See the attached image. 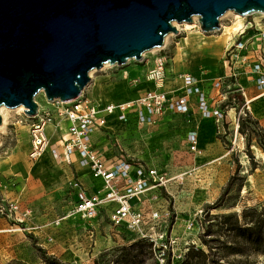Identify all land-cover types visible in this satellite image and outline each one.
Returning a JSON list of instances; mask_svg holds the SVG:
<instances>
[{"label":"rangeland","instance_id":"obj_1","mask_svg":"<svg viewBox=\"0 0 264 264\" xmlns=\"http://www.w3.org/2000/svg\"><path fill=\"white\" fill-rule=\"evenodd\" d=\"M256 16L258 14L254 13L244 16L242 24ZM234 20L231 14L220 18L221 28L213 32H203L197 22L192 29L180 23L178 34H167L165 44L156 50L145 51L141 60L129 59L120 66L107 64L94 69L83 90L84 96L96 101L98 98L94 89L99 83L106 87L114 82L122 83L123 89L130 93L137 85L149 80V71L155 67V59L166 56L164 86L176 89L181 83L179 75L188 72L197 85L208 87L210 104L225 108L223 129L214 131L213 142L204 146V156L194 158L186 148V132L180 135L176 131L169 136L167 152L162 148L153 152L159 168L167 169L173 177L178 176L169 181L167 188L158 186L146 191L135 206L144 211L146 223L143 228L152 237L137 238L122 226H112L110 208L101 209L90 222L68 216L73 201L72 184L76 179L73 165L60 161L49 152L34 161L27 160L26 146L22 142L25 138L20 135L21 132L25 135V130L18 127L16 132L12 124L19 111L11 108V111L3 112L5 124L0 130V184L2 176L14 173L6 170L11 157L21 153L28 170L14 174L26 181L25 195L20 204L31 211L24 222V229L14 232L4 231L7 222L0 217V264H49L45 261L46 257H54L63 264H164L167 258L170 264H180L189 246H202L199 233L202 221L203 227L206 226L204 217L208 206L220 204L212 208L210 214L240 213L247 206H264V150L258 145L256 135L248 143L247 134L238 130L240 117H246L245 112L251 120L256 119L264 130V100L259 97V87L246 72H242L236 81L223 78L227 73L223 61L224 46L228 37L239 28H233ZM196 31L202 33L206 43L222 41L212 55L221 64L219 69H213L207 62L195 61L206 55L200 54L189 39ZM183 51L186 52L187 62L179 58ZM194 67L197 74L192 72ZM218 78L224 79V83L216 89L212 83ZM236 92L242 97V102L237 96L228 101L229 93ZM246 96L253 98L250 103ZM35 101L43 109L52 107L42 91L35 96ZM253 105H262L263 112L257 113L252 109ZM0 115L2 118V113ZM162 127L165 132V126ZM250 127L252 124L248 123L246 130ZM160 128L147 133H158ZM139 130L143 133L147 131L145 127L135 129L136 132ZM55 137L50 140L52 144H56ZM107 138L113 142V133H109ZM120 144L124 148L126 142L120 141ZM232 176L233 185L228 193L222 195ZM240 177L244 178L241 185ZM199 182L201 185L198 186ZM99 184L98 180L93 181L95 187ZM2 192L5 196L9 194L6 189L1 190L0 200ZM153 193L156 196H152ZM59 219L61 221L57 224ZM191 221L193 225L189 228L187 224ZM241 259L253 261L254 256L248 254ZM259 259H264V256Z\"/></svg>","mask_w":264,"mask_h":264},{"label":"water","instance_id":"obj_2","mask_svg":"<svg viewBox=\"0 0 264 264\" xmlns=\"http://www.w3.org/2000/svg\"><path fill=\"white\" fill-rule=\"evenodd\" d=\"M228 10L264 13V0H0V107L32 116L40 91L71 101L92 70L139 61L178 34L174 22L196 17L213 32Z\"/></svg>","mask_w":264,"mask_h":264},{"label":"built area","instance_id":"obj_3","mask_svg":"<svg viewBox=\"0 0 264 264\" xmlns=\"http://www.w3.org/2000/svg\"><path fill=\"white\" fill-rule=\"evenodd\" d=\"M254 14L258 16L244 21L227 39L223 51L227 73L223 78L236 81L242 72H246L259 87V97L264 100V13ZM165 62L166 56L155 59V67L149 71V80L157 86L143 91L136 98L102 103L84 96L82 91L71 101L64 102L59 99L51 101L52 107L49 109L41 108L36 102L38 110L32 116L25 114L24 111L18 112V117L12 124L16 132L18 127L26 128L28 160L34 161L49 152L60 161L71 163L74 161V154H77L78 163L88 167L94 176L100 177L103 181L101 190L89 191L76 178L72 184L75 200L68 216L73 215L90 222L97 217L101 209L110 208L109 219L112 226H122L137 238L152 237L143 228L146 223L144 211L135 206L146 191L152 187H166L169 181L178 176H171L167 169L150 167L141 161L129 159L122 151L107 162L93 148L90 133L94 129L104 128L109 116L114 115L118 121L127 122L130 115L134 114L138 124L151 123L155 116L166 111L186 114L193 103L203 117L214 119L218 132L223 129L225 108L211 106L206 92L197 85L191 74L179 75L181 80L179 89L163 87ZM223 83L224 79L218 78L212 84L218 89ZM225 85L230 86L227 83ZM240 88L243 90V87ZM234 98L227 100L233 101ZM53 136H56V144L50 141ZM186 146L193 155L202 154L197 135L193 131L187 135ZM15 185L16 183H13L12 186ZM30 211L21 206L18 198L2 196L0 217L7 222L4 231L23 230ZM60 221L59 219L56 223ZM195 223L198 225V221ZM187 225L190 228L193 222Z\"/></svg>","mask_w":264,"mask_h":264},{"label":"crops","instance_id":"obj_4","mask_svg":"<svg viewBox=\"0 0 264 264\" xmlns=\"http://www.w3.org/2000/svg\"><path fill=\"white\" fill-rule=\"evenodd\" d=\"M196 34L197 33L192 34L189 38L192 41V43L193 40H196L198 38L197 37L198 35ZM214 62L216 63V61ZM194 70L195 67L192 69V72H195V74H197L196 70L195 71ZM156 86H157L156 83L148 80L145 81L144 83L137 85L136 88L131 90L129 93L128 91L123 89L124 86L122 85V83L114 82L107 87L99 83L95 86L94 95L96 98H98L97 101H101L104 103L110 101L119 102V101H125L136 98L138 95H140L143 92V90L154 89L156 88ZM199 86L207 94L208 87L205 88L203 85H199ZM163 87L165 89H169L164 85ZM179 87L180 85H177L176 89H179ZM191 99L194 100V97H192ZM210 105L212 106L214 104H210ZM254 109L257 113L263 112L262 105H255ZM162 126H165L166 128L165 132L163 130L164 127ZM144 127L147 130L146 133H143L140 130L137 132L135 131V129H140ZM212 127L214 128V130ZM23 128L25 130L24 132L25 135H23L22 132L20 135L25 138L22 140V142H24L26 146L27 131L25 127ZM157 128H160V131H158V133H156V131L155 133H147L149 132V130H156ZM173 131H176L180 135H182L183 132H186L185 133L186 138L188 133L192 131L196 133L198 143L202 148V154L198 156L197 155H193V156L194 158H199L204 156L205 154L204 146H209L213 142L214 139L213 135H214V131H216V128H215L214 119L212 117H208V118L203 117L199 112V110L196 108V105L192 103L189 111L186 114L172 113L166 111L161 115L155 116L154 121L151 123L138 124L137 118L135 117L134 114L130 115L129 121L121 123L116 119L114 115H111L108 117L106 126L104 128L94 129L90 133V142L93 148L97 152H99L103 156V158L106 159L107 162L114 159L116 155L120 151H122L129 159L138 160L145 163L147 166L159 168L160 166L157 165L156 163L157 160L156 157H154L153 152L156 150H160L161 148L163 149V151L166 152L169 150L168 140H169V136L173 133ZM109 133H113L114 135L113 142L109 141L107 138V135ZM132 134H134L133 138L129 139V137L132 136ZM17 141H19V139H17ZM120 141L126 142V145H124L125 149L121 146ZM185 143H186V139H185ZM73 160L74 161H72L70 164L73 165L75 169L76 178L82 183V185L89 191L101 190L103 184L102 179L100 177L94 176L88 167L80 165L77 160V154H74ZM6 170H12L14 173H25L28 170V167L26 166L25 162L22 161L21 153H19V155H15L11 157L9 168H7ZM14 173H10L8 175L2 176L3 180L2 183L0 184V192L1 190L6 189V192H9V194L5 196L4 192H2V196L6 198L7 197L18 198L19 200H21V198L23 199V195H25L23 189L25 190L26 188V181L22 179L23 180L22 182V180ZM95 180H98L100 182L98 187H95L93 185V181ZM13 183H16V185L12 186ZM168 185H170V183H168L164 188H167ZM197 185L199 186L201 185V183L199 182ZM71 193L73 194V201H74L75 195L73 189ZM152 196H156V194L153 193Z\"/></svg>","mask_w":264,"mask_h":264},{"label":"trees","instance_id":"obj_5","mask_svg":"<svg viewBox=\"0 0 264 264\" xmlns=\"http://www.w3.org/2000/svg\"><path fill=\"white\" fill-rule=\"evenodd\" d=\"M236 96L242 102L238 92L229 93V98ZM248 123L252 127L247 131ZM238 130L241 134H247L248 143L256 135L258 145L264 150V130L256 119L251 120L246 113V117H240ZM243 179L240 177V185ZM233 180L234 176L226 183L222 195L228 193ZM219 206L220 204L207 207L204 217L206 226L203 227L202 221V230L199 233L202 246H189L180 264H264V259H259L264 256V206H247L240 213L210 214L212 208ZM248 254L254 256L253 261L241 259ZM45 261L49 264H63L54 257H46ZM164 264H170L168 258Z\"/></svg>","mask_w":264,"mask_h":264},{"label":"bare ground","instance_id":"obj_6","mask_svg":"<svg viewBox=\"0 0 264 264\" xmlns=\"http://www.w3.org/2000/svg\"><path fill=\"white\" fill-rule=\"evenodd\" d=\"M229 14L233 15V17L235 19L234 20V27L233 28H237V27L241 26V24L243 22L242 19H243L244 16L243 15H240V14H238V13L232 11V10H228L220 18L222 19V17H225V16H227ZM196 19L197 18L194 17L193 18V21H191V22H183V23H184V25L186 26L187 29H192L193 27L196 26V22H197ZM179 24L180 23L174 22V25L176 27H179ZM196 33L198 35V38L196 40H193V45H195L194 47L197 49V51L200 54H204V55L206 54V55L203 56V57L201 56V58H199V59H195V61H197V62H207L208 65H211L213 67V69H215V70L219 69V67L221 66L220 63H218V62H216V64L215 63L214 64H211V63H213L215 60L217 61V59L216 58H213L212 55L216 52L219 43H221L222 41L220 40L219 42H217V40H216V42L206 43L204 41V39L202 38V33L200 31H196ZM166 39H167V36H165V38H164V44H165ZM158 48L159 47L153 48L150 51L156 50ZM179 57H180V60L184 58V59H186L185 62L188 61L187 60V57H186V52L185 51L181 52L180 55H179ZM106 65H107V63L104 64L103 66H106ZM92 71L90 72V74L92 73ZM252 99L253 98H248L247 97L248 103H250ZM254 107H255V105H253V108L252 109H254ZM23 109H25V108L22 105H20V106L14 108L13 110L23 111ZM11 110H12L11 108H8L6 106H1L0 107V113H2V115H3V112L4 111H11ZM4 124H5V116L3 115L2 116V122L0 124V130L3 128Z\"/></svg>","mask_w":264,"mask_h":264}]
</instances>
